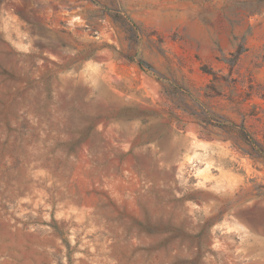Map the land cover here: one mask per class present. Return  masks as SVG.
<instances>
[{
    "label": "rangeland",
    "instance_id": "374dc122",
    "mask_svg": "<svg viewBox=\"0 0 264 264\" xmlns=\"http://www.w3.org/2000/svg\"><path fill=\"white\" fill-rule=\"evenodd\" d=\"M0 264H264V0H0Z\"/></svg>",
    "mask_w": 264,
    "mask_h": 264
}]
</instances>
